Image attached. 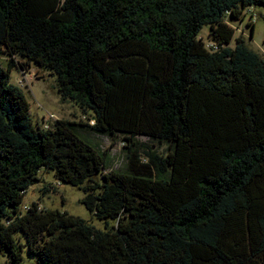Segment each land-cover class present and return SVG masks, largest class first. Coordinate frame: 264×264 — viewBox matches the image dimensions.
<instances>
[{
	"label": "trees",
	"instance_id": "trees-1",
	"mask_svg": "<svg viewBox=\"0 0 264 264\" xmlns=\"http://www.w3.org/2000/svg\"><path fill=\"white\" fill-rule=\"evenodd\" d=\"M251 6L264 0H0V264H25V248L35 264H264V59L230 47L226 20ZM17 57L57 74L94 123L36 126ZM85 129L122 135L128 167L110 170ZM41 169L81 188L106 230L23 211Z\"/></svg>",
	"mask_w": 264,
	"mask_h": 264
},
{
	"label": "rangeland",
	"instance_id": "rangeland-1",
	"mask_svg": "<svg viewBox=\"0 0 264 264\" xmlns=\"http://www.w3.org/2000/svg\"><path fill=\"white\" fill-rule=\"evenodd\" d=\"M227 22L235 29V36L230 44L234 48L237 39L242 38L245 46L258 53L264 59V6H251L244 11L243 19L226 18ZM249 23L254 24V31ZM210 26L204 25L198 35L205 45L215 44L209 37ZM23 60L19 57L12 64L11 83L20 87L30 104L31 118L36 126L45 129H52L59 119L75 120L94 123L93 113L84 111L70 99H64L59 92L58 76L50 71L40 68L31 63L26 71H23L19 64ZM10 59L7 55H0V66L8 68ZM95 145L106 152L109 157L110 170L122 171L128 167L129 150L128 144L122 135L107 136L97 135L89 130L83 131ZM136 139L142 144V149L151 146L154 150L166 154L168 145L153 143L146 136H138ZM142 153V152H141ZM40 181L33 184L28 190L24 199L22 210L36 202L41 208L48 210H59L86 220L89 224L99 230H106V222L99 220L90 212L83 203L84 192L81 188L60 182L53 171L41 169L39 172ZM109 221V226H113ZM25 264H35L37 256L31 254L26 248L24 250ZM0 262H4L0 258Z\"/></svg>",
	"mask_w": 264,
	"mask_h": 264
},
{
	"label": "built area",
	"instance_id": "built-area-1",
	"mask_svg": "<svg viewBox=\"0 0 264 264\" xmlns=\"http://www.w3.org/2000/svg\"><path fill=\"white\" fill-rule=\"evenodd\" d=\"M207 47H208V48H211V49H212V48H214V49H217V48H218V46L215 45V44H208ZM26 208H27V207H26Z\"/></svg>",
	"mask_w": 264,
	"mask_h": 264
}]
</instances>
